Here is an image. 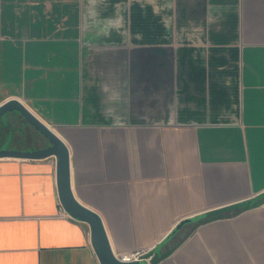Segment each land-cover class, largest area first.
<instances>
[{
	"label": "crops",
	"instance_id": "1",
	"mask_svg": "<svg viewBox=\"0 0 264 264\" xmlns=\"http://www.w3.org/2000/svg\"><path fill=\"white\" fill-rule=\"evenodd\" d=\"M14 97L67 143L115 253L264 264V0H0ZM56 161L0 157V264H101Z\"/></svg>",
	"mask_w": 264,
	"mask_h": 264
},
{
	"label": "water",
	"instance_id": "2",
	"mask_svg": "<svg viewBox=\"0 0 264 264\" xmlns=\"http://www.w3.org/2000/svg\"><path fill=\"white\" fill-rule=\"evenodd\" d=\"M11 111H18L28 123L49 140V144L34 149L0 148V157L41 159L56 156L60 202L72 217L89 224L93 245L101 264H143L141 261L126 262L120 260L112 249L102 217L75 196L71 183L70 150L65 140L20 99L14 97L0 103V118ZM189 220L191 219H184L182 223Z\"/></svg>",
	"mask_w": 264,
	"mask_h": 264
},
{
	"label": "rangeland",
	"instance_id": "3",
	"mask_svg": "<svg viewBox=\"0 0 264 264\" xmlns=\"http://www.w3.org/2000/svg\"><path fill=\"white\" fill-rule=\"evenodd\" d=\"M5 121L10 123V127L12 128L9 137L5 141L0 142V147L2 149L12 148L16 146L14 142H12L13 131L15 132V136L17 137L20 144H32L36 147H42L49 144V140L41 134L36 128H34L30 123H28L25 118L19 114L18 111H11L10 113H6L2 116ZM8 127V126H7ZM28 137V138H27ZM27 145H25L26 147ZM263 201H259L258 204L263 203Z\"/></svg>",
	"mask_w": 264,
	"mask_h": 264
},
{
	"label": "built area",
	"instance_id": "4",
	"mask_svg": "<svg viewBox=\"0 0 264 264\" xmlns=\"http://www.w3.org/2000/svg\"><path fill=\"white\" fill-rule=\"evenodd\" d=\"M63 210L68 215H70L64 208ZM152 251H153V247H144V248H136L126 251H121L115 254L120 260L126 262L141 261L143 264H165V259L156 260L155 255Z\"/></svg>",
	"mask_w": 264,
	"mask_h": 264
},
{
	"label": "trees",
	"instance_id": "5",
	"mask_svg": "<svg viewBox=\"0 0 264 264\" xmlns=\"http://www.w3.org/2000/svg\"><path fill=\"white\" fill-rule=\"evenodd\" d=\"M8 113H9V112H8ZM19 114H20V113H19ZM25 120H26V119H25ZM26 121H27V120H26ZM2 128H4L3 125L0 127V131H1ZM34 148H38V147L33 146L32 149H34ZM24 149H29V148L26 147V148H24ZM262 199H264V194L261 196V199H260L259 201H263ZM259 201L255 202L254 205H255V204H258ZM260 203H261V202H260ZM217 216H219L218 213H213V214H210V215L197 216L196 219H195V221H196L197 223H203V222H206V221H208V220L214 219V218H216ZM191 220H193V219H191ZM189 221H190V220H189Z\"/></svg>",
	"mask_w": 264,
	"mask_h": 264
},
{
	"label": "flooded vegetation",
	"instance_id": "6",
	"mask_svg": "<svg viewBox=\"0 0 264 264\" xmlns=\"http://www.w3.org/2000/svg\"><path fill=\"white\" fill-rule=\"evenodd\" d=\"M6 125H8L10 127V123L8 121H5ZM2 126V124H0V127ZM28 138V137H27Z\"/></svg>",
	"mask_w": 264,
	"mask_h": 264
},
{
	"label": "bare ground",
	"instance_id": "7",
	"mask_svg": "<svg viewBox=\"0 0 264 264\" xmlns=\"http://www.w3.org/2000/svg\"><path fill=\"white\" fill-rule=\"evenodd\" d=\"M56 132V131H55Z\"/></svg>",
	"mask_w": 264,
	"mask_h": 264
}]
</instances>
